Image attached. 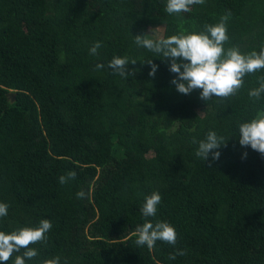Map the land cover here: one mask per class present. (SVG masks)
Masks as SVG:
<instances>
[{
	"label": "trees",
	"instance_id": "trees-1",
	"mask_svg": "<svg viewBox=\"0 0 264 264\" xmlns=\"http://www.w3.org/2000/svg\"><path fill=\"white\" fill-rule=\"evenodd\" d=\"M166 4L0 0V203L9 205L0 231L52 222L26 264L55 256L60 264H264V156L238 139L239 124L264 110V95H248L264 69L245 76L235 96L204 101L201 90L179 93L169 63L134 43L159 29L160 38L199 32L230 10L225 49L259 52L264 0H205L171 15ZM96 41L102 47L90 55ZM114 56L136 60L134 75L113 74ZM210 130L228 140L211 164L193 143ZM70 170L76 179L59 184ZM153 191L162 201L149 219L174 226L175 246L135 244ZM177 249L187 254L169 260Z\"/></svg>",
	"mask_w": 264,
	"mask_h": 264
},
{
	"label": "clouds",
	"instance_id": "clouds-1",
	"mask_svg": "<svg viewBox=\"0 0 264 264\" xmlns=\"http://www.w3.org/2000/svg\"><path fill=\"white\" fill-rule=\"evenodd\" d=\"M205 0H167L165 11L168 14H180L190 11L192 5H203ZM231 18V11L226 10L225 15L220 17L216 24H206L199 32H187L183 30L176 35L156 40L148 38L150 34L136 35L134 43L138 47H144L153 52L157 57L169 63V71L175 73L176 77L171 81L176 90L184 95L194 90L200 91V99L209 101L213 97L221 100L235 96L244 85V77L264 69V47L260 51H252L242 54L238 46L225 49L224 45L229 41L227 35V22ZM152 33V30H150ZM187 33V34H186ZM102 47L101 42L96 41L89 49L90 55H98V49ZM136 60L129 61L127 56H114L108 62L113 74L121 77L134 75L129 70V64H135ZM143 63L150 65L149 76H155L158 66L149 59ZM97 69L105 67L103 63H97ZM258 87L251 89L248 95L253 100H259L264 95V76L257 78ZM239 128V145L250 148L264 156V110L258 111L255 116L242 122ZM228 141V140H227ZM227 141L215 131H208L204 139L197 141L193 137V143H198L195 152L196 157L209 164L217 161L221 155L218 149L226 146ZM247 156V152L244 153ZM211 157V160H209ZM77 173L68 171L58 177L61 185L75 180ZM78 199L85 198L84 191L76 193ZM162 196L158 191L146 195L140 212L144 222L137 225L135 232V244L137 247L147 246L153 249L157 241L168 243L172 246L177 244L178 235L176 229L167 221L156 220L150 217L157 214L158 205L161 204ZM9 205L0 203V217L8 214ZM52 228L49 219H41L36 226L20 227L11 232L0 231V262H8L14 253V264H26L38 255V250L30 245L45 243L47 233ZM23 250V251H22ZM186 250L177 249L170 253L169 260H175L177 256L186 255ZM60 256L45 259L42 264H60ZM64 264H67L65 260Z\"/></svg>",
	"mask_w": 264,
	"mask_h": 264
},
{
	"label": "rangeland",
	"instance_id": "rangeland-1",
	"mask_svg": "<svg viewBox=\"0 0 264 264\" xmlns=\"http://www.w3.org/2000/svg\"><path fill=\"white\" fill-rule=\"evenodd\" d=\"M151 37L153 39L162 37V30H154V32L151 34ZM150 156H152V153L150 154Z\"/></svg>",
	"mask_w": 264,
	"mask_h": 264
}]
</instances>
